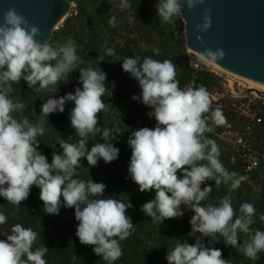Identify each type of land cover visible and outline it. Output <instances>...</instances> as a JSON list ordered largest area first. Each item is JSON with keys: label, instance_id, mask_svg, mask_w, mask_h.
Returning a JSON list of instances; mask_svg holds the SVG:
<instances>
[{"label": "clouds", "instance_id": "1", "mask_svg": "<svg viewBox=\"0 0 264 264\" xmlns=\"http://www.w3.org/2000/svg\"><path fill=\"white\" fill-rule=\"evenodd\" d=\"M203 0H156V15L161 24H172L174 18L184 20L183 8L192 10ZM129 0H120L121 11L131 9ZM211 9L202 17L203 23L196 29L206 32L211 27ZM134 17L129 16L133 22ZM115 27L116 17L109 18ZM40 29L31 25L15 8L3 13L0 23V197L8 204L20 206L28 199L32 186L39 189V199L47 214L58 215L61 207L74 208L78 222L76 236L80 244L92 246L97 256L107 264H115L122 255L121 241L132 235L134 223L126 215L134 207L105 194L106 185L83 180L77 167L82 159L88 165L97 166L116 160L119 149L113 145L121 131L97 127L98 114L107 111L102 97L106 93L107 73L91 66L79 68L78 83L74 93L59 98L53 95L41 104V115L63 113L65 105L73 107L69 113L70 126L79 137L76 143L59 138L61 151H53L51 162L39 151L37 139L45 132L44 121L32 123L23 115L26 105L11 98L13 84L21 79L36 91L50 89L59 82L70 83L68 74L77 69L76 45L69 38L59 48L48 41L41 43ZM141 49L149 46L140 43ZM154 55H160L155 45ZM107 55H115L113 48L106 49ZM225 53L222 49L205 48L196 52V59L206 66L217 64ZM51 61H56L53 66ZM193 67H199L194 63ZM122 69L130 74L139 86V94L132 99L151 109L147 113L155 120L154 127H141L131 131L127 143L131 148L128 176L138 185L140 192L155 190L154 199L145 202L141 211L157 225L165 219L184 215L182 206L192 213L191 231L188 237L175 238L174 246L168 248V264H231L223 258L220 248L212 245L221 238L226 247L236 249L247 259H259L264 252V230L251 226L256 222L253 203L242 202L239 209L233 207L231 192L238 189L247 177L228 170L222 163L220 147L214 139L204 134L227 122L222 109H212L211 93L204 86L191 85L181 88L176 79V65L169 59L157 60L152 56H127L122 60ZM114 87V84H113ZM20 113L14 117L13 113ZM210 113L211 124L204 118ZM35 115V108L32 109ZM97 135L104 143H93L89 149V137ZM71 137V136H70ZM69 137V138H70ZM179 173V175H178ZM229 188V194L218 202L209 201L212 184ZM202 185L204 187L202 188ZM259 219L264 221V213ZM7 215L0 211V225L7 223ZM246 237L241 242L240 234ZM199 234V235H197ZM38 238L31 227L15 223L10 233L0 239V264H47L44 259L48 248L45 245L33 250ZM207 239V244L205 243Z\"/></svg>", "mask_w": 264, "mask_h": 264}, {"label": "trees", "instance_id": "2", "mask_svg": "<svg viewBox=\"0 0 264 264\" xmlns=\"http://www.w3.org/2000/svg\"><path fill=\"white\" fill-rule=\"evenodd\" d=\"M72 1L75 7L71 9L70 16L53 32L50 40L60 47L71 38L76 45V51L81 58L77 61V69L68 74L70 83L59 82L58 85L50 86V89L36 91L35 87H38L39 82L33 88H29L27 82L21 79L18 85L13 84L11 98L26 105L23 115L32 123L41 120L45 122V132L37 138L40 142L38 150L51 162L52 152L61 151L59 138L76 143L79 137L70 126L69 113L73 107L71 103L65 105L63 113H52L48 117L40 114L41 104L52 95L59 98L67 93H74L75 87L81 86L78 83L81 67L91 66L94 69L99 67L107 73L106 93L102 99L108 110L98 114L97 127L101 130L108 127L114 131L117 129L121 131L113 133L117 140L112 142L119 149V156L110 163L100 159L97 166H90L86 159H82L76 170L78 176L74 178L104 183L105 195L100 198L110 196L124 202L128 200L134 206L126 212L134 223L132 235L120 242L123 255L115 264H168L166 260L168 248L175 245V238L187 239L189 243H194V239L187 235L191 231L189 221L194 213L182 206L184 212L182 217L165 219L163 223L157 225L141 211L145 202L154 199L155 190L140 192L138 185L128 176L131 148L127 140L130 133L120 120L111 117L110 113L114 112L119 118L127 113L133 114L140 117L147 127L155 125V120L147 116L150 108L132 99L133 94H139L140 89L137 81L123 71L122 60L127 56L138 57L141 60L145 56H152L157 60L169 59L176 65V79L181 88L192 84L193 87L204 86L211 93V98L213 94L219 93L217 78L206 68L195 69L192 66L185 52V39L177 32L176 22L174 21L173 27L171 24H161L156 15L155 0H129L132 7L125 11L118 8L120 0ZM112 16L116 17L115 27L109 24V18ZM129 16L134 17L133 22L129 21ZM144 34H148V39L152 40L147 49L139 47L144 41ZM152 43L159 48L160 55L153 54ZM107 48H113L115 55H107ZM33 107L35 115L32 114ZM217 107L222 109L227 122L214 127L212 132H206L204 135L220 145V159L228 170L247 177L238 189L231 192L233 207L238 212L240 203H253L257 210L255 221L263 224L264 221H261L259 216L264 213V103H258L252 118L236 110L235 104L223 97H217L216 101L212 99V109ZM207 114L209 113L204 116ZM19 115L20 113H13L14 117ZM258 117L261 118L260 123L255 120ZM207 121L211 124L210 118ZM228 133L242 136L246 144L258 152L259 165L255 169L246 172L240 162L239 148L219 140L220 135ZM96 142L104 143V140L100 135L95 139L90 136L89 149ZM232 155L235 156L234 162H231ZM253 182L260 187V193L254 197L249 190V184ZM210 183L212 184L210 202L216 203L221 197L229 194L227 186L221 184L217 187L214 181ZM0 211L8 217L7 223L0 225V239H4L5 235L10 233V228L15 223L31 227L38 234L33 250L45 245L48 248L44 257L47 264H107L101 256L94 253L92 246L80 244L75 234L78 222L74 217V208L62 206L58 215L47 214L43 210V202L39 199V189L35 186H32L28 199L22 201L20 206L8 204L0 197ZM207 239L205 238L206 244ZM212 246L218 248L216 244ZM222 253L223 258L231 261V264H238L240 260H245L249 264H264V252L259 253V259L255 261L247 259L233 248L231 250L228 248Z\"/></svg>", "mask_w": 264, "mask_h": 264}, {"label": "water", "instance_id": "3", "mask_svg": "<svg viewBox=\"0 0 264 264\" xmlns=\"http://www.w3.org/2000/svg\"><path fill=\"white\" fill-rule=\"evenodd\" d=\"M72 0H0V23L10 7L40 29L38 40L50 41L66 19ZM211 9V27L196 29ZM185 45L195 53L205 48L222 49L225 56L214 64L232 74L264 84V0H203L192 10L183 8Z\"/></svg>", "mask_w": 264, "mask_h": 264}, {"label": "rangeland", "instance_id": "4", "mask_svg": "<svg viewBox=\"0 0 264 264\" xmlns=\"http://www.w3.org/2000/svg\"><path fill=\"white\" fill-rule=\"evenodd\" d=\"M74 7H75V5L70 8L68 16H70L71 9ZM64 21L56 28V30H58V28L61 27V25L64 23ZM174 21L176 22V24H177L176 26L178 27V29L175 27L177 29V32L180 34V36H182L185 39L183 21L179 18H174ZM173 24H174V22L171 24L172 27H173ZM167 27H168V25H167ZM56 30H54V31H56ZM143 38H144V41H142V42L147 44V45H149L152 41V40L148 39V34H144ZM48 43L53 48H59V46H57L53 42L49 41ZM152 46H153V43H152ZM185 52H186V55L188 56V58L192 64V66L194 63H198L200 69L206 68L208 70H213L214 72H216V73H212V74H214V76H216V78H217L216 81H217V84L219 86V89H218L219 93L213 94L212 96H214L215 98L223 97L224 99L231 100L235 104L236 110L241 111L243 114L249 115L251 118L255 115V110L257 109L258 103H261V104L264 103V96L261 95L260 92L250 89L249 83L246 82L245 80H243L242 78L237 77V76L233 75L232 73H229V72L223 70L222 68H220L216 65L206 66L202 62L198 61L196 59V53L194 51H192L191 49L187 48L186 45H185ZM76 54H77L78 58H81V57H79L77 51H76ZM78 60H80V59H78ZM50 63L53 64V66H54L56 64V61H51ZM110 116L113 118L119 119V117L116 116L114 112L110 113ZM135 117L138 118V121L135 120V118H134V120H130L127 123H129L135 129L147 126L145 123H143L141 121L142 119L140 117H137V116H135ZM122 123L125 125V123L123 121H122ZM219 140L222 143L232 145L233 144V135L230 133L222 134L219 136ZM252 151H254V154L256 156H258L257 151H255V150H252ZM249 188H250L249 190H250V194L252 197H254L260 193L259 185H256L254 182L249 184ZM258 224L259 223L255 222L253 224L252 228H254V229L258 228L260 230H264V223L263 224L261 223L259 225ZM197 235H199V234H197ZM245 238L246 237L244 236V234L241 233L240 234L241 242ZM216 246L218 248H220L222 251L227 250L228 248L230 250L232 249L231 247H226L224 245L222 238H221L219 243H216ZM238 264H249V263L245 260H240L238 262Z\"/></svg>", "mask_w": 264, "mask_h": 264}, {"label": "built area", "instance_id": "5", "mask_svg": "<svg viewBox=\"0 0 264 264\" xmlns=\"http://www.w3.org/2000/svg\"><path fill=\"white\" fill-rule=\"evenodd\" d=\"M195 69H200L199 67H194ZM211 73H216L213 70H209ZM193 86V84L191 85ZM212 99L214 101H216V98L214 96H212ZM137 120L138 118H136L133 114L127 113L123 116H121L119 118L120 123L126 127V130L128 131V133L131 134L132 130H135V128L133 126H131L129 123H127L130 120ZM204 118L206 120H209L210 118V113L205 115ZM125 123V125L122 123V121ZM257 123L261 122V118L258 117L255 119ZM154 127V125H150L149 126ZM233 144L236 145L240 152H239V158H240V162L243 165L244 169L246 172L252 171L253 169H255L258 165H259V158L254 154V151H252V149L246 144L245 139L242 136H238V135H233ZM235 161V156L232 155L231 157V162Z\"/></svg>", "mask_w": 264, "mask_h": 264}, {"label": "bare ground", "instance_id": "6", "mask_svg": "<svg viewBox=\"0 0 264 264\" xmlns=\"http://www.w3.org/2000/svg\"><path fill=\"white\" fill-rule=\"evenodd\" d=\"M233 75H235V74H233ZM235 76H237V75H235ZM237 77H240V76H237ZM240 78H242V77H240ZM242 79L249 83V88L250 89L256 90V91L260 92L261 95L264 96V84H260V83L254 82V81H250V80H247L245 78H242Z\"/></svg>", "mask_w": 264, "mask_h": 264}]
</instances>
